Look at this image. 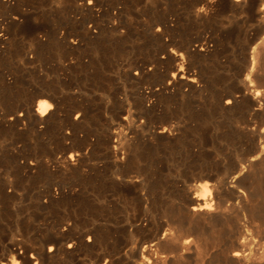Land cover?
<instances>
[{
  "label": "bare ground",
  "instance_id": "6f19581e",
  "mask_svg": "<svg viewBox=\"0 0 264 264\" xmlns=\"http://www.w3.org/2000/svg\"><path fill=\"white\" fill-rule=\"evenodd\" d=\"M212 115L251 157L179 186ZM263 158L264 0H0V264H257Z\"/></svg>",
  "mask_w": 264,
  "mask_h": 264
},
{
  "label": "rangeland",
  "instance_id": "374dc122",
  "mask_svg": "<svg viewBox=\"0 0 264 264\" xmlns=\"http://www.w3.org/2000/svg\"><path fill=\"white\" fill-rule=\"evenodd\" d=\"M230 30L233 29L230 28ZM253 121L254 119L245 116L239 121H235L230 118L225 119L212 115L211 122H199L200 138L191 142L190 147L193 152H186L187 157L185 160H187V163L181 167L178 185L194 186L205 180L211 181L209 177H201L198 173L199 171L195 168L196 163L201 160L216 165L220 170H225L224 172H226L235 170L243 158L251 157V151L253 150L251 143H248L244 136L238 135L236 131L241 128V131L248 134L247 129H249ZM258 182H260L261 188L264 190V158L261 161H255L250 168L245 169L244 174L241 176L240 188ZM150 195L152 198L155 197V191L151 190ZM248 201L249 199L246 203ZM174 204H177V202L174 201L173 206ZM157 210V207H153L150 210V216L154 215ZM249 227L254 229L252 226ZM261 236L264 235L253 233L251 245L259 251H264V237ZM229 257L231 256L229 255L227 260L230 259ZM192 258L191 264H206L208 261L210 264H230L224 262V258L217 252V246L214 245L205 251L201 257L195 258L192 256ZM256 263L264 264V257L256 260Z\"/></svg>",
  "mask_w": 264,
  "mask_h": 264
}]
</instances>
